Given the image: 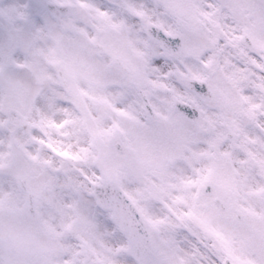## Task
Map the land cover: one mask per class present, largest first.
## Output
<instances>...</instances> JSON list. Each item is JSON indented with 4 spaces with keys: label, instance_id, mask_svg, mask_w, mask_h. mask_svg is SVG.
<instances>
[{
    "label": "snow or ice",
    "instance_id": "1",
    "mask_svg": "<svg viewBox=\"0 0 264 264\" xmlns=\"http://www.w3.org/2000/svg\"><path fill=\"white\" fill-rule=\"evenodd\" d=\"M0 264H264V0H0Z\"/></svg>",
    "mask_w": 264,
    "mask_h": 264
}]
</instances>
